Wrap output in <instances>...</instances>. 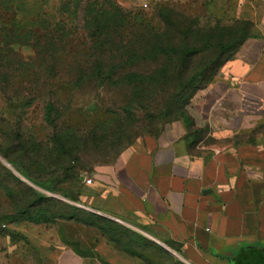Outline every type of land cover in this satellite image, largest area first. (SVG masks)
Instances as JSON below:
<instances>
[{
  "label": "rangeland",
  "instance_id": "374dc122",
  "mask_svg": "<svg viewBox=\"0 0 264 264\" xmlns=\"http://www.w3.org/2000/svg\"><path fill=\"white\" fill-rule=\"evenodd\" d=\"M115 5L135 14L173 9L200 22L203 43L206 25L219 20L221 27L232 25L224 9L206 0H0V264L28 248L27 229L49 224L63 225L72 241L74 234L84 237L77 247L89 253L93 232L77 223L107 227L75 206L77 191L112 170L147 135L175 133L193 145L230 148L264 141V117L251 135L227 139L218 136L226 119L204 121L202 114L217 96L206 90L216 78L190 99L173 80L157 78L160 70L173 68L168 57L127 61L134 44L118 38L128 33L97 21ZM257 12L264 18L263 4ZM67 168L76 175L71 181ZM28 217L47 223L33 224L24 220ZM7 218L19 223L10 225ZM107 233L140 264H185L148 237L121 228Z\"/></svg>",
  "mask_w": 264,
  "mask_h": 264
},
{
  "label": "crops",
  "instance_id": "0c3cea01",
  "mask_svg": "<svg viewBox=\"0 0 264 264\" xmlns=\"http://www.w3.org/2000/svg\"><path fill=\"white\" fill-rule=\"evenodd\" d=\"M206 1L224 9L228 23L248 21L255 32L206 90L217 96L202 118L228 121L221 139L251 135L264 117L252 112L264 106V18L257 12L264 0ZM78 197L75 206L148 237L185 264H264V141L211 147L150 134L112 170L85 181ZM77 225L93 232L89 253L77 247L84 237L71 234L72 241L63 225L49 224L27 229L28 248L9 264H140L98 225Z\"/></svg>",
  "mask_w": 264,
  "mask_h": 264
},
{
  "label": "trees",
  "instance_id": "16d2710c",
  "mask_svg": "<svg viewBox=\"0 0 264 264\" xmlns=\"http://www.w3.org/2000/svg\"><path fill=\"white\" fill-rule=\"evenodd\" d=\"M102 14L101 18L97 19L100 26L107 23L114 24L115 28L125 30L124 34L128 33L122 37L119 35L118 39L127 43L132 42L131 45L134 44L131 51L127 53V61L139 59L155 61L168 57L173 68L170 71L160 70L156 75L157 78L167 81L173 80L174 88L179 91V94H187L186 96L190 99L205 85H209L217 78L222 67L233 58L235 52L252 35L251 28L253 27L248 21H234L229 23L232 24L229 27H221V21H215V25H206L209 30L207 31V39L203 43L201 36L202 30L205 31V28L198 27L200 22L190 21L185 15L167 7H158L154 9L152 14H135L125 12L115 5L111 7L109 12L103 10ZM227 29L231 31V35L227 34ZM215 33L218 35L215 36ZM131 36L135 39L132 40ZM66 171L74 174L68 178L69 181L73 180V177L76 176L75 173L68 168ZM82 177L83 175H78L79 182L82 181ZM32 193L34 198L40 199L42 197L39 193ZM80 193L81 190L77 191V195ZM64 197L69 198V195L64 194ZM35 206H38V202L30 207L34 208ZM22 212V216H25L26 211L23 210ZM28 218L24 220L33 224L47 223L42 220L35 221L31 217ZM95 218L105 223L108 229L118 228L113 222H107L99 217ZM7 219H9L8 224L10 225L19 223V219ZM98 227L102 233L109 236L107 228Z\"/></svg>",
  "mask_w": 264,
  "mask_h": 264
},
{
  "label": "built area",
  "instance_id": "2783aa9c",
  "mask_svg": "<svg viewBox=\"0 0 264 264\" xmlns=\"http://www.w3.org/2000/svg\"><path fill=\"white\" fill-rule=\"evenodd\" d=\"M260 107H261V108H264L263 105H262V106H259L258 108L260 109ZM254 110H255V109H254ZM86 183H87L88 185H90V184H92V180H87Z\"/></svg>",
  "mask_w": 264,
  "mask_h": 264
}]
</instances>
